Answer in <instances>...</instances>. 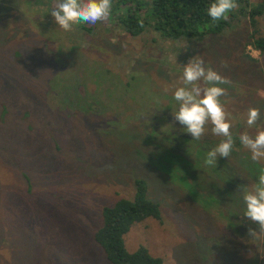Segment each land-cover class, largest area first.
Here are the masks:
<instances>
[{
	"label": "rangeland",
	"instance_id": "obj_1",
	"mask_svg": "<svg viewBox=\"0 0 264 264\" xmlns=\"http://www.w3.org/2000/svg\"><path fill=\"white\" fill-rule=\"evenodd\" d=\"M58 2L0 0V264H111L94 231L136 178L161 216L132 224L127 250L162 264H264L240 190L264 169L239 141L264 130V53L246 44L248 19L188 39L129 36L109 17L65 31L50 13ZM257 28L264 36V14ZM195 56L231 81L221 99L234 148L213 166L206 155L223 137L209 124L193 140L173 117Z\"/></svg>",
	"mask_w": 264,
	"mask_h": 264
},
{
	"label": "trees",
	"instance_id": "obj_2",
	"mask_svg": "<svg viewBox=\"0 0 264 264\" xmlns=\"http://www.w3.org/2000/svg\"><path fill=\"white\" fill-rule=\"evenodd\" d=\"M214 0H112L110 20L129 36H136L146 27L173 39L194 38L220 34L233 22L246 17L252 27L247 45L264 53V36L259 34L257 19L264 14V0H236L238 7L227 19L213 21L207 9ZM248 58L252 59L249 55ZM131 199L119 198L112 205H104L101 223L94 231V240L101 246L111 264H162V259L152 256L139 246L126 249L124 235L132 224L148 217L160 219L159 204L147 198V184L136 178Z\"/></svg>",
	"mask_w": 264,
	"mask_h": 264
},
{
	"label": "clouds",
	"instance_id": "obj_3",
	"mask_svg": "<svg viewBox=\"0 0 264 264\" xmlns=\"http://www.w3.org/2000/svg\"><path fill=\"white\" fill-rule=\"evenodd\" d=\"M237 7L236 0H214L208 7L207 14L213 21H220L227 19L228 14ZM111 10L112 0H60L50 13L61 29L70 31L74 25H94L106 20ZM181 81L182 85L173 93V98L179 105L173 114L174 120L184 126L193 140H200L209 124L214 135L223 137L207 153L204 161L206 165H216L218 157L228 158L231 155L235 143L230 114L225 110L221 99L227 95V89L222 85L230 84L231 81L206 66L204 60L197 56L183 65ZM259 119L258 108L251 107L247 110L246 122L249 127L254 126ZM239 141L251 153L252 161L264 159V130L258 131L254 136L242 133ZM240 190L245 204L244 216L257 223L260 232H264V169H261L251 188L242 186ZM249 231L255 233L251 229Z\"/></svg>",
	"mask_w": 264,
	"mask_h": 264
}]
</instances>
